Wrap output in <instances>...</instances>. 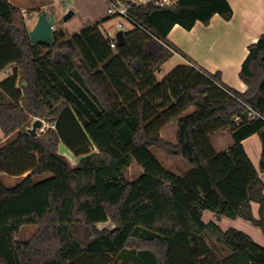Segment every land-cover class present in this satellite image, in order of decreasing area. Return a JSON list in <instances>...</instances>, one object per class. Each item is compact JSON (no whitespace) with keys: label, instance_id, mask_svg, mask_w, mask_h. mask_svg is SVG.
I'll return each instance as SVG.
<instances>
[{"label":"trees","instance_id":"trees-1","mask_svg":"<svg viewBox=\"0 0 264 264\" xmlns=\"http://www.w3.org/2000/svg\"><path fill=\"white\" fill-rule=\"evenodd\" d=\"M132 13L157 39L132 30L112 48L100 30L110 17L72 36L54 33L52 46L33 45L21 9L0 0V74L16 66L0 84L10 98L0 103V129L15 135L0 146V174L23 177L13 187L0 179V264H119L124 253L141 264H203L207 232L230 251L217 264H264V247L246 233L203 221L211 211L264 234V34L249 46L241 94L220 72L193 65L157 78L181 54L167 40L174 26L191 30L215 15L230 20L227 0L140 5ZM38 118L55 128L31 136ZM169 123L177 126L175 143L161 136ZM225 129L234 146L216 154L208 136ZM254 134L262 142L259 171L242 145ZM61 144L79 159L76 168L59 153ZM153 149L183 157L192 170L181 177L166 171ZM133 160L144 173L130 183L124 171ZM27 225L36 233L18 240Z\"/></svg>","mask_w":264,"mask_h":264},{"label":"crops","instance_id":"crops-1","mask_svg":"<svg viewBox=\"0 0 264 264\" xmlns=\"http://www.w3.org/2000/svg\"><path fill=\"white\" fill-rule=\"evenodd\" d=\"M8 1L20 8L21 11L37 12L39 10H42V12H46L48 15L54 16L55 18V15L52 12L54 10V0H49L41 4L35 3L36 1L32 0L34 1V5H32L31 7L32 9H28L27 7L25 8L21 5H18V3H14L15 1L21 3L22 1ZM100 1L101 8H97L94 10L89 19V23L84 24L83 28L87 25L110 19V16L108 14V1ZM227 1L229 2L233 10V16L230 20H225L221 16L215 15L208 25H204L201 22H198L191 30H186L180 25H175L168 35L167 40L178 50H180L181 54H175V56L181 57L185 61L186 65L196 66L197 68L202 69L210 74H216L217 72H220L223 84L227 88L244 94L247 91L248 87L240 79V72L242 70L244 62L249 55V46L256 44L259 41L260 37L264 34V0ZM65 13L66 11L63 12V14ZM73 16H75L74 12ZM115 20L116 19H110L109 21L102 23L101 26L112 23ZM35 24L36 22L34 23L33 27L35 26ZM83 28H81V30ZM111 28L112 24L111 27L106 29V31L115 30L116 24L113 27L114 29ZM54 31L55 26L53 32ZM15 68L16 66H10L6 71L0 74V84L8 79ZM193 111L194 109L191 108L188 113H191ZM164 128L161 131V136L165 140H167L163 134ZM176 136L175 141L169 142L175 143ZM11 137L6 138L2 130L0 129V143L7 142L9 139H11ZM231 138L233 141L232 146H234V139L229 129L220 130L208 136L211 147L216 154L226 152L232 147L230 144ZM242 145L251 162L259 171L262 154V142L259 135L254 134L251 137L245 139L242 142ZM260 175L264 182V173H260ZM252 212L255 218H259L258 204H252ZM252 226L254 225L252 224ZM259 230L261 231V229ZM261 233L264 237L262 231Z\"/></svg>","mask_w":264,"mask_h":264},{"label":"rangeland","instance_id":"rangeland-1","mask_svg":"<svg viewBox=\"0 0 264 264\" xmlns=\"http://www.w3.org/2000/svg\"><path fill=\"white\" fill-rule=\"evenodd\" d=\"M13 1V0H11ZM22 1L14 2L18 3V5H21L22 7H27L28 9H32V5L35 3L41 4L49 0H18ZM53 1V0H52ZM54 10L52 11L55 15V33L56 34H63L64 37L72 36L74 34H77L81 28H83V25L86 23H89V19L91 17V14L94 12L95 9L101 8L100 0H54ZM50 11V9H49ZM69 12L73 11L75 13V16L70 18L68 21L64 20V17L66 15L63 14V12ZM42 13V10H39L37 12L32 11H22V14L26 20L27 27L29 31H31L34 27V23L37 22L38 16ZM118 20L113 21L112 23L105 24L103 26H100V30L103 34L106 33V29L111 27L114 29V25L117 24ZM186 65L185 61L179 57L174 56L170 61H168L164 66L161 68V70L157 73V78L162 81L167 75H169L174 69H176L178 66ZM10 98L7 97L4 93L0 90V103H9ZM36 120V119H35ZM34 120V121H35ZM44 124H47L45 120H42ZM34 123V122H33ZM33 125V124H32ZM32 128V126H31ZM42 132L41 130H38L37 133L40 134ZM177 133V127L176 124L170 123L168 124L164 130L163 134L164 137L168 141H175V136ZM174 137V138H173ZM15 138V135H12L11 139H9L7 142L0 143V146L6 145L7 143L11 142ZM231 146L233 145L232 138L230 140ZM230 147V145H229ZM59 153L67 158L72 168H76L79 162V159L74 156V154L63 144L59 147ZM152 153L156 160L161 164V166L168 172L180 177L182 175H185L188 173L192 167L191 165L182 157H178L175 159L168 158L163 152L158 151L156 149L152 150ZM144 171L142 167L133 160L132 164L129 168H127L124 171V177L125 179L132 183L135 182L143 175ZM25 177V176H24ZM51 175L47 174L43 177L36 178V182H42L48 178H50ZM23 178V177H22ZM22 178L19 177H12L8 176L6 174H0V179L2 180L3 184L6 187H13L16 184H18ZM203 221L207 222H214L218 224L223 229H236L239 231H242L246 233L255 244L264 247V237L261 233V231L252 226V224L248 221H245L243 219H230L227 217H218L213 212H205ZM112 227V224L110 222L98 225V229L101 230L103 228ZM37 227L35 225H27L24 226L19 235L18 240L20 241H29L32 236L36 233ZM204 243L207 246V251L209 252L207 257L204 259L203 264H217L218 262L222 261L225 257L230 255V251L220 243L217 238L207 232L203 235ZM116 261L119 262V264H141V261H139V257L137 255L130 256L129 254H123L121 256L116 257Z\"/></svg>","mask_w":264,"mask_h":264},{"label":"built area","instance_id":"built-area-1","mask_svg":"<svg viewBox=\"0 0 264 264\" xmlns=\"http://www.w3.org/2000/svg\"><path fill=\"white\" fill-rule=\"evenodd\" d=\"M109 7H108V14L112 19L118 20L116 24L115 30H108L104 34L106 38L112 40L111 47L115 48L116 44H118L116 35L119 31L126 34L132 30H141L151 37L157 39L154 33L142 24L132 13V8L134 6L140 5H148L153 4L155 6L165 8V7H172L176 4V0H107ZM54 30V27H53ZM249 116L257 117L259 116L258 112L253 109H249ZM47 127L55 128V125H48L43 124V128L40 129L42 132L45 131Z\"/></svg>","mask_w":264,"mask_h":264},{"label":"water","instance_id":"water-1","mask_svg":"<svg viewBox=\"0 0 264 264\" xmlns=\"http://www.w3.org/2000/svg\"><path fill=\"white\" fill-rule=\"evenodd\" d=\"M73 16V12H68L64 20L68 21ZM55 24L54 16L48 15L46 12H42L38 16V20L34 26V28L29 31V38L33 45H37L39 43H44L52 46L54 44V32L53 27ZM117 41L119 45L124 44V34L119 31L116 35ZM44 122L41 119H36L32 125V128L28 130V133L36 137L38 135L37 131L43 128Z\"/></svg>","mask_w":264,"mask_h":264}]
</instances>
